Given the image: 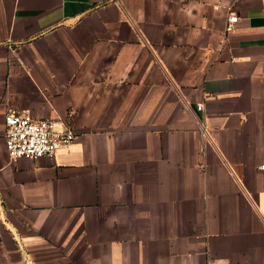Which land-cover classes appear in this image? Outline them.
Listing matches in <instances>:
<instances>
[{"label": "crops", "instance_id": "obj_1", "mask_svg": "<svg viewBox=\"0 0 264 264\" xmlns=\"http://www.w3.org/2000/svg\"><path fill=\"white\" fill-rule=\"evenodd\" d=\"M262 165L260 0H0V264H264Z\"/></svg>", "mask_w": 264, "mask_h": 264}, {"label": "built area", "instance_id": "obj_2", "mask_svg": "<svg viewBox=\"0 0 264 264\" xmlns=\"http://www.w3.org/2000/svg\"><path fill=\"white\" fill-rule=\"evenodd\" d=\"M264 10V0H260ZM238 16L230 14L227 31L234 29ZM203 111L205 103L197 105ZM58 122L40 119L30 113L9 111L5 117V140L11 160L37 159L43 156L54 158L58 150L72 144L77 135L69 119ZM264 169V165L261 166Z\"/></svg>", "mask_w": 264, "mask_h": 264}]
</instances>
